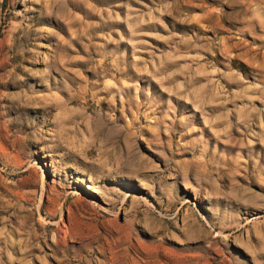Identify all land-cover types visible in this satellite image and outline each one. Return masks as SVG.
I'll list each match as a JSON object with an SVG mask.
<instances>
[{"label":"rangeland","instance_id":"374dc122","mask_svg":"<svg viewBox=\"0 0 264 264\" xmlns=\"http://www.w3.org/2000/svg\"><path fill=\"white\" fill-rule=\"evenodd\" d=\"M0 264H264V0H0Z\"/></svg>","mask_w":264,"mask_h":264}]
</instances>
